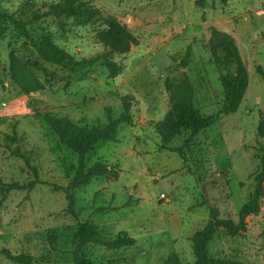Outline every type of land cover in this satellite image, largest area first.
Segmentation results:
<instances>
[{
	"label": "rangeland",
	"instance_id": "rangeland-1",
	"mask_svg": "<svg viewBox=\"0 0 264 264\" xmlns=\"http://www.w3.org/2000/svg\"><path fill=\"white\" fill-rule=\"evenodd\" d=\"M58 1L0 0V11L28 21V5L34 4L35 10ZM83 1L102 18L126 26L138 43L126 54L108 55L122 69L116 78L100 63L71 73L39 62L25 34L0 23V183L34 178L24 161L12 155L15 133L39 179L66 185L65 168L75 165L76 157L59 144L43 117L103 127L107 110L118 118L130 97V123L119 127L115 142L100 144L89 158L90 164L101 161L118 176L78 189L76 218L65 214L64 196L46 187L10 194L0 206V264H15L3 251L29 255L37 264H69L78 223L112 236L125 232L136 242L115 252L89 246L87 256L96 264H163L172 254L181 264H196L190 239L207 224L210 211L216 209L220 220L237 223L253 191L250 176L264 145V134L258 133L264 127V0H209L204 9L195 7V0ZM102 18H48L26 28L34 38L49 35L75 60H89L108 52L96 39ZM214 31L232 39L248 73L246 93L234 115L223 113L225 99L208 46ZM12 52L30 66L43 91L24 95L12 83ZM184 74L194 89V108L213 121L187 148L184 136L164 144L155 132L170 110L165 81L179 82ZM206 253L241 264H264V195L259 214L248 219V231L229 237L217 230Z\"/></svg>",
	"mask_w": 264,
	"mask_h": 264
},
{
	"label": "trees",
	"instance_id": "trees-1",
	"mask_svg": "<svg viewBox=\"0 0 264 264\" xmlns=\"http://www.w3.org/2000/svg\"><path fill=\"white\" fill-rule=\"evenodd\" d=\"M153 1V0H150ZM209 0H195L194 5L204 9ZM31 10L28 21L18 19L15 14L0 11V23H10L25 34L29 46L41 63L58 66L63 70L76 73L88 69L96 64L105 67L110 78H116L122 72L117 63L109 60L110 54H126L132 46L137 45V39L117 20L111 17L102 18L98 9L88 5L83 0H59L56 3L45 2L34 10V4L28 5ZM53 18L56 20L73 19L92 22L99 18L103 20V29L96 33L97 41L107 50V54L98 55L89 60H75L64 49L60 48L49 35H39L34 38L27 32V26L42 20ZM212 61L219 75L225 105L223 113L234 115L238 112L244 99L248 86V73L240 57L239 50L232 39L214 31L208 42ZM188 52L180 63L184 69L187 65ZM8 73L12 83L24 95H30L44 90L42 82L34 75L28 64L18 58L13 52L8 56ZM165 89L169 94L170 110L162 121L155 125V132L164 144L184 136L183 146L189 147L193 139L201 132L208 129L213 121L204 118L194 108V89L191 81L184 74L179 82L167 78ZM121 115L114 119L107 110V122L100 126H81L67 118H54L49 115L43 120L49 130L55 135L59 144L76 157V164L65 168L66 185L49 183L39 179L38 172L32 168L30 161L22 153L21 139L14 133L13 139L16 147L12 155L24 161L26 167L34 173V178L25 182L0 183V206L12 193H31L39 186L48 188L53 193L64 196L65 214L72 218L77 217L75 193L78 189L89 186L92 181L100 178L117 179V172L101 161L90 164L89 158L100 144L113 143L117 131L122 124H129V111L131 108L130 97L123 101ZM260 135L264 134V127L258 128ZM183 156L182 150L176 151ZM253 181V191L249 201L244 205L238 215V222L220 220L216 209L210 211L209 219L204 228L196 232L190 239L196 264H241L230 259H220L206 253V247L216 234L222 230L229 237H239L248 231V219L256 217L260 211V202L264 195V145L259 148V165L250 176ZM136 242L125 232L112 236L105 230L89 223H78L73 231L71 243V262L69 264H96L87 256V248L95 246L106 251L115 252L130 249ZM5 258L15 264H37L29 255L15 256L8 251H3ZM163 264H181L176 254L170 255Z\"/></svg>",
	"mask_w": 264,
	"mask_h": 264
},
{
	"label": "built area",
	"instance_id": "built-area-1",
	"mask_svg": "<svg viewBox=\"0 0 264 264\" xmlns=\"http://www.w3.org/2000/svg\"><path fill=\"white\" fill-rule=\"evenodd\" d=\"M164 198V195H162L161 199Z\"/></svg>",
	"mask_w": 264,
	"mask_h": 264
}]
</instances>
